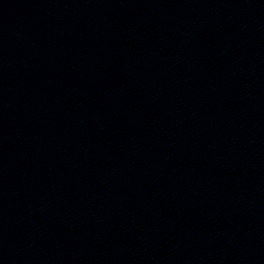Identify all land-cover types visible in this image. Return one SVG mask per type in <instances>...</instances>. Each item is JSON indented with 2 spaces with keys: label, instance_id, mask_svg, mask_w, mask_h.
<instances>
[{
  "label": "water",
  "instance_id": "obj_1",
  "mask_svg": "<svg viewBox=\"0 0 264 264\" xmlns=\"http://www.w3.org/2000/svg\"><path fill=\"white\" fill-rule=\"evenodd\" d=\"M0 264H264V0H0Z\"/></svg>",
  "mask_w": 264,
  "mask_h": 264
}]
</instances>
